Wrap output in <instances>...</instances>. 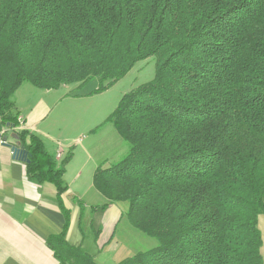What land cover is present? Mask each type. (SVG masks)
<instances>
[{"label": "trees", "instance_id": "1", "mask_svg": "<svg viewBox=\"0 0 264 264\" xmlns=\"http://www.w3.org/2000/svg\"><path fill=\"white\" fill-rule=\"evenodd\" d=\"M150 56L153 77L106 118L126 144L93 171L106 201L69 197L72 243L71 152L57 158L20 127L14 92L23 82L54 90L95 79L90 93H100ZM10 132L27 176L55 188L65 223L46 245L59 264H99L84 244L83 212L114 202L157 240L116 264H264V0H0V136ZM83 223L96 242L101 227Z\"/></svg>", "mask_w": 264, "mask_h": 264}, {"label": "rangeland", "instance_id": "2", "mask_svg": "<svg viewBox=\"0 0 264 264\" xmlns=\"http://www.w3.org/2000/svg\"><path fill=\"white\" fill-rule=\"evenodd\" d=\"M154 70L155 58L150 56L136 62L124 77L101 94L97 93L84 97V93L87 90L97 86V81L94 79L81 87L76 84L60 86L50 92L43 102L39 100V97L35 96L28 105L36 107L32 116H40V114L42 116L43 112H46L43 121L39 122L40 125L37 128L41 131L36 133L39 134L48 149L52 148L55 142H61L60 145L64 150H66L68 145L70 146L72 143L74 145L71 151L73 149L75 158L69 168L67 167L68 170L64 175V181L68 185L67 195H64V200L66 206L71 210L68 240L72 243H76L79 239L76 227L78 207L69 197L77 195L82 199L84 198L88 203L95 205H100L106 201L93 186L92 189L99 199H93L91 195L84 193L91 189L92 183V162L91 160L90 163L88 162L84 149L86 148L88 153H91L93 158H96L97 163L104 158L115 160L125 152V142L120 139L112 123L107 121L106 118L117 104L121 95L131 88L150 80L153 77ZM31 87L35 90L37 89V92L41 91L34 86ZM90 124L94 126L100 124L99 130L95 134L86 130ZM67 137L72 139L67 140ZM77 139L79 142H75ZM79 168H82L83 172L76 176ZM114 203H116L117 208H121L123 213L125 212L126 203ZM107 212L96 211L90 214L87 211L83 212L84 222H88V218H90L94 227H101L100 237H98L96 242H93L92 228L82 221L86 233L84 244L89 252L94 254V259L99 264H116L127 256L149 249L157 244L155 238L147 236L134 228L125 214L122 213L120 220H116L113 224L111 219L108 218ZM105 213H107V218L102 221ZM263 217V214L259 215V224L260 221H263Z\"/></svg>", "mask_w": 264, "mask_h": 264}, {"label": "crops", "instance_id": "3", "mask_svg": "<svg viewBox=\"0 0 264 264\" xmlns=\"http://www.w3.org/2000/svg\"><path fill=\"white\" fill-rule=\"evenodd\" d=\"M28 84L30 83L23 82L14 92V106L19 111V117L21 118L20 127L39 133L41 130L37 128L40 125L39 122L43 121L46 112H43L42 116L41 114L40 116H32L36 107L28 105L35 96L39 97V100L43 102L45 97L53 90L38 88L41 91L37 92V89L35 90L31 87L33 86L32 84ZM92 89L94 87L87 90L84 93V97L97 94L90 93ZM99 125L90 124L86 130L95 134L99 130ZM6 136L5 143L0 141V264H59L52 250L46 245L48 235L59 233L65 223L64 214L56 203L55 188L51 183H38L27 176L24 160L14 157L8 145H19L17 139L11 132ZM66 139L70 140L72 138L67 137ZM75 142H79V140L77 139ZM54 144L52 148L48 149L46 146L45 148L55 155L60 153V156L71 152V158L65 167V175L75 158L73 149L71 151L74 145L72 143L68 147L65 146L67 148L64 150L60 145L61 142H55ZM84 151L89 160L88 162L90 163V160L92 162L91 175H93V171L98 164L97 160L93 158L91 153H88L86 148ZM82 172L83 169L79 168L76 176H79ZM92 186L91 183V189L84 193L91 195L93 199H99L94 193ZM83 200L90 204L84 198ZM120 203L123 204V202ZM115 204H109L103 211H108V218L111 219L113 224L116 220H120L123 213L121 208H117ZM126 209L127 205H125V211ZM107 213L103 214L102 221L107 218ZM258 227L262 237L261 253L264 259V217L260 224L258 218Z\"/></svg>", "mask_w": 264, "mask_h": 264}, {"label": "water", "instance_id": "4", "mask_svg": "<svg viewBox=\"0 0 264 264\" xmlns=\"http://www.w3.org/2000/svg\"><path fill=\"white\" fill-rule=\"evenodd\" d=\"M6 139H7L6 135H2L1 136V142L5 143ZM6 144H8V143H6ZM8 145L10 146L11 151H12V155L14 157H17V158L22 159L24 161L26 160V153H25V151H24L22 146L19 147V146H16V145H10V144H8Z\"/></svg>", "mask_w": 264, "mask_h": 264}, {"label": "built area", "instance_id": "5", "mask_svg": "<svg viewBox=\"0 0 264 264\" xmlns=\"http://www.w3.org/2000/svg\"><path fill=\"white\" fill-rule=\"evenodd\" d=\"M18 120H19V122L21 123V118H20V117L18 118ZM0 141H1V136H0ZM56 157L59 158V157H60V153H57V154H56Z\"/></svg>", "mask_w": 264, "mask_h": 264}]
</instances>
